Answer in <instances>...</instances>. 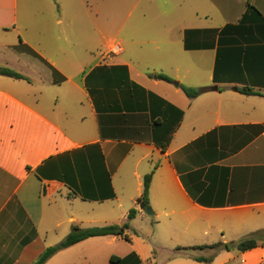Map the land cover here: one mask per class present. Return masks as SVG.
Instances as JSON below:
<instances>
[{
	"label": "crops",
	"instance_id": "1",
	"mask_svg": "<svg viewBox=\"0 0 264 264\" xmlns=\"http://www.w3.org/2000/svg\"><path fill=\"white\" fill-rule=\"evenodd\" d=\"M36 1L0 0V67L23 75L0 74V264H36L75 226L126 221L129 238L92 236L44 264H264V242L212 262L177 248L264 229V95L239 91L264 93V0H199L180 34L130 41L152 44L142 67L138 51L119 58L121 42L99 61L92 36H71L84 13L47 33ZM182 85L209 88L192 98ZM149 173L153 214L137 202Z\"/></svg>",
	"mask_w": 264,
	"mask_h": 264
},
{
	"label": "rangeland",
	"instance_id": "2",
	"mask_svg": "<svg viewBox=\"0 0 264 264\" xmlns=\"http://www.w3.org/2000/svg\"><path fill=\"white\" fill-rule=\"evenodd\" d=\"M199 3V0H47L44 4L36 1L29 14L31 18L41 20V25L47 33L57 34L59 32L57 29L61 26L55 23L54 16L65 13L68 17L66 19L72 22L81 18L80 16L84 13L86 19L84 28L76 24L67 26L71 36L74 35V38L78 35L92 36L93 55L99 61L104 60L103 54L108 51L110 42H121L124 52L119 58L125 59L128 54H135L138 51L142 67L155 58L151 54L152 44L131 45L130 41L136 38L142 40L149 36L180 34L181 28L195 24L194 20L197 17L195 8ZM58 4L62 7L59 8ZM50 7H53V10H50ZM30 17L27 16L29 19ZM90 17H94L96 21L95 29L88 21ZM22 34L33 39H37L40 35L36 30L26 31L24 28ZM160 61L165 62V60ZM158 62L156 64H159Z\"/></svg>",
	"mask_w": 264,
	"mask_h": 264
},
{
	"label": "trees",
	"instance_id": "3",
	"mask_svg": "<svg viewBox=\"0 0 264 264\" xmlns=\"http://www.w3.org/2000/svg\"><path fill=\"white\" fill-rule=\"evenodd\" d=\"M113 68H126L125 66H113ZM0 74L12 76L16 78H23V75L18 73L17 71L9 68V67H0ZM161 79H165L167 81H172V78L165 74H158L157 75ZM182 88L187 96L189 97H196L199 94H201L203 91L208 90L209 87H203V88H197V87H189L182 85ZM239 91L245 94H254V95H264V93L254 90L250 87H242L239 88ZM162 148H166V144L162 145ZM152 179V173H149L145 176L144 180V188L142 194L138 197L137 202L140 204V206L144 209H147L150 206V200H149V190H150V184ZM137 213L136 209H131L129 212V219H132L135 217ZM129 228V222L126 221L123 224H109L104 226H93L88 228H82L79 226L73 227V230L59 243L48 247L39 257L36 264H44L53 254L58 252L61 249H64L66 247H69L77 242H80L86 238L92 237V236H102V235H124L126 238H129L126 234V230ZM264 242V229H259L243 239L237 241V242H222L218 241L212 244H203V245H197L193 247H177L179 250H187V249H197V250H210L212 253L208 256H194L195 259L199 261H205V262H212L217 255V253L224 249H230L233 246H236L239 250L245 251L252 249L254 247H257L259 244H262ZM115 257H112V260L115 262H121V259H116Z\"/></svg>",
	"mask_w": 264,
	"mask_h": 264
},
{
	"label": "water",
	"instance_id": "4",
	"mask_svg": "<svg viewBox=\"0 0 264 264\" xmlns=\"http://www.w3.org/2000/svg\"><path fill=\"white\" fill-rule=\"evenodd\" d=\"M146 211L149 214H153L154 213L153 209L150 206L146 209Z\"/></svg>",
	"mask_w": 264,
	"mask_h": 264
}]
</instances>
